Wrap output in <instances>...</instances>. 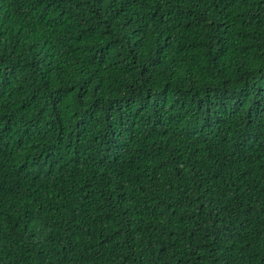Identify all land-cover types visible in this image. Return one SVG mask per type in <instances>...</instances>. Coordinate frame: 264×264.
<instances>
[{"label": "trees", "instance_id": "obj_1", "mask_svg": "<svg viewBox=\"0 0 264 264\" xmlns=\"http://www.w3.org/2000/svg\"><path fill=\"white\" fill-rule=\"evenodd\" d=\"M0 264H264V0H0Z\"/></svg>", "mask_w": 264, "mask_h": 264}]
</instances>
